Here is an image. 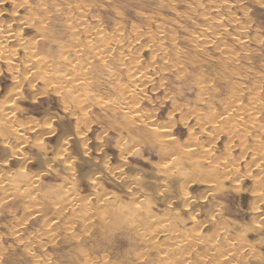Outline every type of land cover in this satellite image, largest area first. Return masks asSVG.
<instances>
[{"label":"bare ground","instance_id":"6f19581e","mask_svg":"<svg viewBox=\"0 0 264 264\" xmlns=\"http://www.w3.org/2000/svg\"><path fill=\"white\" fill-rule=\"evenodd\" d=\"M1 1H4V0H0V2ZM38 1H39V8L37 7V9L36 8L34 9L33 7H31L32 4H29V5L26 4L27 0L19 1L17 3L16 2L13 3L14 4L13 5L14 10L12 9L11 13L14 11V13H13L14 15L12 14V16H11L10 20H8L7 24L6 23L1 24L2 22L0 21V67H1V65H3V68L5 69L7 75L10 79V82H11V86L8 87V88H10L9 92H11V93L4 98V101L0 102V145L2 148L4 147V148L8 149L7 150L8 155H7V157L5 156V162L4 163H6L8 160L14 161L17 156H21V158H22V156H24V153L23 152L21 153V151H19L20 150L19 144L20 143L23 144V141L25 139L24 135H26V133H32L33 134L40 127L37 131L42 130V133L40 132L41 133L40 135L36 133V135H39V136L37 137L35 135L36 138H34V139H35V144L38 143L39 145L37 144V146H40L41 149L43 147H45L44 146L45 144L43 145V142H44L43 139H47V142L50 143L49 141L51 140V138L54 137L56 134H59V132H58L59 130L57 131V128L54 126L53 122H49L47 120L46 122L44 121L42 125H38V123H40V122L36 123L30 119L33 122L25 123V122H22L21 119L18 120V118H20V117H18V115H20L21 112H15V111H18V108L16 106V102H17L16 100L19 101L18 98L21 97L22 90H24L23 86L27 85L28 89L33 90V88H35V85L33 86L32 83H35L37 81L38 75H40V77H42V78H40L41 79L40 81L43 82L44 89L42 88L43 90L41 92H38L34 95L30 94L31 96H33V98H35L34 100H36L37 98L40 99L41 96L45 95L46 90H50L51 93L52 92L56 93V95H58V97H60L59 103H61L63 111H65L67 113V114H65V116L67 118H74L77 121L76 123H78V121H79L80 124H83L84 121H86L85 120L86 115H87L86 113H88L86 111H87V108L89 107V105L86 104V100H87L90 92H91V94H94V92L92 93V90L94 89V87H95V90H97L98 88L100 90V87H101V89L103 91H105L104 92L105 97H103L104 95H102L101 97L97 98L98 93L97 94L95 93L97 96L93 95V97L97 98V99L96 98L95 99L97 101L96 106H97L98 111H100V112L101 111H109V112H111L110 116L115 117V118H112V117L108 116V119H106V115L99 112V114L101 116H105L104 119H106V120L105 121L103 120V122H105L104 124L107 123L111 126V128L113 130H116L118 135H117L116 143H114V144H116V145H117V143L119 144L118 147L121 148L120 149L121 155L115 156L116 160H117L115 165H117V167H115V165L113 166V164L111 163L112 159H110V161H108L107 157L109 155L107 153L104 154V151L106 149L105 145H103V149L101 151H99L98 149H101L100 148L101 145H99V143H101V142H98L99 146L94 145L95 147H91L90 140H89L90 137L85 138L87 135H89V132H90L88 127H85L86 125H88L89 122L83 127V130L80 129V126L75 125V128H73L72 134L69 133V135L66 134V136H65L64 135L65 133H64L63 135H60V137L58 135L57 140L60 139V142L56 141V142H58L59 148L57 147L58 149L54 152L55 156H52L53 159L52 158L47 159V157H44L43 159H41V161L38 162L39 166L40 165L42 166L38 170H35V171H37L38 174L35 173L36 175H32L31 177H29L31 173H28V172L23 173L24 170L27 169V167H29V166L32 167L31 165L34 162L32 157H29L28 160L22 159L23 161L21 163H20V161H14L15 163H18V168L21 169L20 170L21 173H19L20 176L18 178L13 179V177H11V174L5 175V178H6V179L4 178L5 180L4 179L2 180V178L0 177L1 178L0 179L1 184L3 183V181H7L13 185L18 184V186H17L18 188L24 187L25 189L26 188L27 189H33L36 192H37V188H38V192L39 191L40 192H42V191L50 192V191H52L51 186H46L45 189L39 188V186H41V183L44 182L46 177H52L55 179L61 177L65 180L67 179V181L70 180L71 183L73 182V184L68 182V183H66V186H64L63 190H61L62 194L64 195L63 198L65 199L64 203L62 204V202H60L61 204H59V203L55 204V202H52L53 206H50V207L57 206V207H55V208H57L55 211H57L60 208H62V210L69 209L68 211L73 213V216H71V217L67 216L68 219L69 218H71L72 220H75V219L80 220L81 219L82 221H79V222H83L86 224L85 221L90 219V218H88V216H91V215L93 216V214L90 212V210L96 209V211H98L100 209L99 211H101V209H103V208H105V210L106 209L108 210L110 207V205H108V203H110L109 198H103L102 195L95 196V195L99 194L100 187H102L103 183L109 182L112 186H115V188H119L122 190V187L124 186L123 185L124 179L126 177H128V174L131 175V173H129V170L131 172L133 171L134 174L136 173V169L129 165V161L126 159L125 156L133 155V153L136 150L140 149L142 146H144V148H145L146 145L143 144L141 142L142 140H140V139H143V138H145V136H148V138L149 137L151 138L153 144H155L157 146V151L161 155V157H162L161 159H163V161H164V162L162 161L163 163L161 164V166H159L160 164H157V167H159L158 171L159 172H166V171H170V168L174 167L173 175L167 172L168 173L167 175H171V177H173L172 179H169L168 177L167 178L163 177L164 179L162 178L161 184L159 183L158 179H155L157 184L151 185V188L155 187L156 185H157V188L159 186H162V187H160V189L163 188L160 191L157 190L160 196H157L155 198V200H157L158 203L159 202L162 203V205H163V202H165L164 212L166 210L167 211L171 210L173 207H175V208H179V213H181L182 215H183V212L186 213L187 215H189L188 219L190 220V224H189L190 227H188V229L190 228L189 230L191 231V232H188L187 228H185V229L183 228L184 229L183 231L175 232L174 229L168 228L167 232H165L164 228H163V230H161V229L163 226L169 225L167 222V220L169 218L167 220H161V221L157 220L155 223V220L159 219V215L154 214V213L147 214L146 219L143 220L146 222L147 226L145 227V229L141 230V233L139 235V236H141V238H138V239H142L141 242L142 241L144 242L143 246L147 251H149V249H151L152 251H154L156 253L157 256L151 255L152 253L150 255H151V257L152 256L157 257V261H158L157 264H186L187 261L191 259L190 253L191 254L193 253L196 246H198V249L201 247V249L198 250V253H200L199 255L196 254L194 251V253H195L194 256L197 257V260L200 259L199 260L200 264H236L235 261L239 262L237 260H240L241 253H244L245 250L247 251V253L249 251L251 253H253L252 251H253V249H255V248H253L254 242L253 243H251V242L247 243L243 240L242 241L239 240L241 238H245L244 234H246L247 233L246 231L248 230V228H246L247 230L245 229V230L241 231V232H243L242 237H241V235H238V237L236 236V238H238V240L242 243L240 246H242L243 249L246 248L244 250V252L240 253V251L234 250L235 248L233 249L230 246V247L225 248V249H228V248L233 249V250L229 251V253L227 252L228 254H230V252H231L230 255H228L225 252V250H223L225 253L223 252L222 254H219L221 252L219 251L220 248H219L218 241H216L217 240L216 238L221 236L220 234H222V236L225 238L226 232H227L229 227L226 225L224 220L218 221V218H220V217H218L217 213L216 214L214 213L215 211L217 212V210L214 211V207L216 206V203H214L213 201H211L209 199H205L206 196L202 195L201 190L196 192L195 195L200 194V193L201 194L199 195L198 200L195 201L194 199L196 197L193 195H189V193L186 192V189H188V187H190V185H192V184H194V185H195V183L199 184V182L201 184L206 185L207 187L219 186V184L220 185L223 184L224 181H222V180H231V181L233 180V183H234L235 178L238 179V177L235 176L236 170L233 169V167L236 166V161L234 162L235 164H233V162L231 161L232 162L231 164L233 166H230L228 164H230V160H233V161L239 160L241 157H244L245 154L249 155L251 157L250 160H252V163L254 164V166L257 169L262 170L261 165L264 162V154L262 152L264 150L261 151V146L264 143V141H263L264 140L263 139L264 138V124L261 123L262 120H260V119H261V117L262 118L264 117V103H263V101L258 100V96H253V94H254L253 93L251 97L248 96L250 99L248 101H252L253 103H255V105H257L258 108L256 109L254 107L255 109H253V108L249 109V107H248V110H247L246 106H243L240 103L242 100V97L239 95V93H241L242 90L248 91L246 86L242 87V82L245 79H249V80L253 81L252 82V84H253L252 88L253 89L259 90V89H257L258 87L260 89H262V87H263V90H264V83L260 84V82L258 83V80H257V79H260V73L258 74V71L264 70V40H263V38H261V36L260 37L258 36V33H257L258 32V28H257L258 26L257 25L256 26L249 25L246 28V30H240L239 21L235 17H233V19L229 18L227 20L228 24L223 25L224 23L221 20H219V19H222V18H220V16H221L220 14L223 12H225V13L227 12V14H228L229 11H228V6H225L227 4H224V6L219 5L220 3H223L222 0H221L222 2H220L219 4L216 3L217 5L207 4L210 2H206L205 3L206 5H205L204 3L202 4V2L200 0H190L188 2L184 1V3H186V4H185V6H183L184 11H182V12H180V10H178L179 9L178 8V1L179 0H154L155 2H154L153 6L156 9H158L159 13H155L154 10H151L154 12L153 14L155 16L153 14L150 16H145L144 21L146 20L145 26H146L147 31L145 29L143 30L144 32L141 31L140 28L138 29V26H141V25L136 24L137 25V27H136V25H134V23H133V26L129 25V27L131 26L132 28H131L130 32L128 34H126L127 32L126 33L124 32V26L122 25V23H117L115 26L114 25L115 22H114L112 24L113 27L111 26L110 29H108V28L106 29L102 26V24H100L101 23L100 22L99 23L100 25H98V23H97V25L93 23L94 25H96V28H94V31L92 32L91 29L89 30L90 23H89V25L86 24L87 20H86V23H83L84 17L87 15L86 14L87 9H86V5H85L86 3L84 4L83 0H82V2L75 0V1H71V2L66 1V3H65V1L63 0L65 4H62L61 6L64 7V9L65 8L70 9L69 10L70 12L67 11L68 14L63 13V12L66 13V9L64 11L62 10L61 16H64V17L62 18V21H60V23L62 22V25L64 26V29L67 32V33H65V36L67 38V43L64 47L61 46V49H60L61 53L59 55L60 57L58 58V60L57 59L53 60V59L48 57L49 55L46 57L44 55H41L40 52L38 51L39 50L38 42L40 41L39 38L41 36L37 32H39L40 30H42L44 28V20H38V21L34 22V20H36L37 18L34 19L33 16L34 15L36 16V14H37L36 10H38V11L42 10L41 13L44 12L43 9L45 10L47 8V6H46V8H44V4L47 3V0H38ZM63 1H61V2L63 3ZM122 1L124 2L125 0H122ZM215 1H217V0H214V3H215ZM54 2H57V1L54 0ZM54 2L51 1L52 4ZM61 2H59V3L61 4ZM181 2H179V3H181ZM28 3H29V0H28ZM57 3H55V5ZM103 3H104L103 5L106 6L105 2H103ZM106 3H108V1H106ZM22 5H24V7L25 6L27 7V10H28L27 13H29L30 16L28 15L29 16L28 18L20 16L18 19H16L15 13L17 14V12L19 11V7ZM55 5H53V6H55ZM98 5H100V4H98ZM116 5H118V4H116ZM88 6H90V3ZM101 6H102V4H101ZM55 9H57V8L55 7ZM46 10H48V9H46ZM53 10H54V8H53ZM59 10H61V7ZM220 10H221L220 13L214 14V12L220 11ZM113 11H114V9H113ZM116 11H118V10H116ZM46 12L48 13V11H46ZM119 12L121 13V11H119ZM137 12H140V11L137 10ZM162 12H164L165 14L170 15V17H172L171 19L169 18V21H170V22L168 21L169 23L166 24L165 18H168V16L161 15V14H163ZM115 13H118V12H115ZM141 14H139V15H141ZM92 15H93V17L98 16L95 14H92ZM191 15H193V17ZM90 17L92 19V16H90ZM82 18H83V20H82ZM41 19H45V18H41ZM159 19H161V21H159ZM224 20H225V18H224ZM11 22H13V24H17L15 28H18V29H16V30L9 29V26H10L9 24H11ZM116 22H118V20ZM152 26L154 27V30H152ZM189 26H190V29L188 28ZM3 29H5V30H3ZM27 29H29V31H31V30L32 31L34 30V31H33V33H30L29 36H27L25 33ZM218 31L221 32V36L218 35L219 37L217 35L215 36V33H217ZM41 32H43V31H41ZM81 34H83L82 37L80 36ZM60 35H62V34H59V36ZM64 40H62L61 43ZM208 46H211V47H208ZM50 47H51V45H50ZM52 47H53V45H52ZM9 48L12 50H10L8 52ZM57 48L59 49L60 46ZM209 48H212L213 49L212 51L214 53L219 54L220 58L219 59L216 58V61L218 63V66L220 67L221 71H226V72L229 71L228 72L229 75L223 76L222 75L223 73H222L220 80L222 82L224 81L226 83V85H228V86L230 85L229 87H231V90L230 89L229 90L234 91V93H232V92L231 93H232V95L235 94V96L233 97L231 95L230 96L231 98L228 97L227 98L228 101H227V99H226V101L223 99V102L220 101L222 103L218 102V104L221 105L222 110L217 112V113L214 110L213 114H215V115H211V114L208 115L207 114L208 112L204 113V112L196 110V109H200L199 106H203V105L199 104L198 108H196V109L194 108V106L196 107V105L198 104V100L202 99L199 96L198 97L200 99L197 98V101H196L197 104L194 102L195 99L193 101L195 103L193 106L194 109L190 108V106H188L186 104L181 106L182 104H184V102H182V103L179 102L178 104L175 103V104H173L172 110L166 114L167 118H168L167 121H164L162 123H156L153 119L154 115H152L151 112H149V111H153V110L156 111L155 108L154 109L153 108L152 109H145L143 106V102L145 100L150 99L149 96L146 94V88L148 86L154 85V79L153 78L156 76V74H158V71L156 70L155 64L160 62V64L158 63L159 64L158 65L159 71L165 72V75L168 76L169 73L175 72L176 76L179 77L178 79H180L181 81H185L184 79L186 77V73H187V75H190V71L188 70V67L199 68L202 66L201 61H204V63H202V64H207V65L212 62V57L208 55L209 54L208 53ZM19 51L22 52V55H20ZM146 51L148 52V55H147L148 60L144 64L141 58H142L143 53ZM50 53H51V51H50ZM70 53L73 56L72 59H71ZM81 56L84 59L81 58ZM198 56H201V57L206 56V57H205V59L204 58L199 59ZM208 56H209V58H207ZM240 64L244 65V66H242L243 69H240V67H239ZM229 67H230V70L228 69ZM205 69H207V68H205ZM226 69H228V70H226ZM2 70L3 69L0 68V72ZM78 70H82V72L78 71ZM90 70H91V72L94 73V75L100 74V75H108V76H106V77L103 76V77H105V78H103V80L100 78L102 81L97 80L95 78V76L92 75V73L90 74ZM198 70L195 72V74L198 72ZM114 72H116V73L114 74ZM210 72H211V69H210ZM201 73H203V72H201ZM165 75H163V76H165ZM171 75L174 76V74H171ZM198 75H199V78H201V81L200 80L198 81L200 83L199 84L197 83L198 86H196V87H197L198 91L200 89L202 91L201 94H203V92L204 93L207 92L206 91L207 90L206 85L209 83L208 81L211 78L209 80L207 79L208 83H206V82H204L206 80H204V81L202 80V74L200 75V73H198ZM217 75H218V72H217ZM163 76L161 77V80H164ZM167 76H166V79H167ZM169 76H170V74H169ZM215 76H216V74H215ZM214 78L216 79V77H214ZM167 80H169V79H167ZM262 80H264L263 76H262ZM217 81L219 82V80H217ZM159 82L160 83H157V82L155 83L157 85H154L155 86L153 88L154 91L161 89V85H162L161 82L162 81H159ZM172 83L175 84V82H172ZM219 83H221V82H219ZM168 85H169V82H168ZM170 85H171V88H173V85L172 84H170ZM256 85H258V86L255 87ZM162 86H165V85H162ZM179 87H181V85ZM151 88H150V90H151ZM168 88H170V87L168 86ZM171 88H170V91H171ZM177 88H178V86H177ZM214 88H215L214 90L219 89V87H218V89H216L217 87H215V86H214ZM224 88L227 90V88L225 86H224ZM233 88H234V90H233ZM153 89H152V92H153ZM212 89H213V86H212ZM40 90H38V91H40ZM191 90H193V89H191ZM249 90H251V89H249ZM173 91H175V90H173ZM218 91H220V93H221V90H218ZM230 91H229V95H230ZM34 92H36V90H34ZM175 92H177V91H175ZM178 92H179V90H178ZM192 92H194V91H192ZM226 92L228 95V91H225V94H226ZM78 93L79 94L83 93L82 94L83 96L79 95ZM166 93H167V91H166ZM263 93H264V91H263ZM27 94H29V93H27ZM76 94H78L79 97L81 96V97L85 98L86 100L80 99L81 97L80 98L78 97L79 100H82V102H79V100H77V99L73 100V99H75V98H73L72 104L70 102H68L70 105H67L66 99L69 100L70 98H72L73 95H75L74 97H76ZM173 94H174V92H173ZM201 94H200V96H202ZM248 94L251 95V92L249 91ZM198 95H199V93H198ZM211 95H213V94H211ZM227 95H226V97H227ZM45 97H46V95H45ZM171 97H173V96H171ZM204 97L205 96H203V99H204ZM232 97H233V99H232ZM229 98L232 100H229ZM179 99H181V98H179ZM83 100H85V101L83 102ZM205 100H207V99H205ZM261 100H263V99H261ZM74 101H76V102L78 101V102L76 103ZM184 101L186 102L189 100L184 99ZM207 101H209V100H207ZM91 103L94 104V102H91ZM180 103H181V105H180ZM199 103H204V101L203 102L201 101ZM160 104H161V102H160ZM206 104H209V103H206ZM2 109H3V111H2ZM98 111H96V112H98ZM207 111H209V110L207 109ZM210 112L212 113V111H210ZM99 114H97V115H99ZM176 114H179V119L174 120L173 117ZM93 115H95V112ZM107 115H108V112H107ZM75 116H77V117H75ZM160 116H162V115H160ZM56 117H57V115H56ZM116 117H119L121 119V121H120V119L117 120ZM16 118H17V120H15ZM87 118H89V117H87ZM94 118H95V116H94ZM96 118H98V117H96ZM45 119H47V118H45ZM87 120H89V119H87ZM98 120L101 121V119L99 118L96 121V122H98V125H99L100 121H98ZM190 121H193V124L191 126H188ZM101 124L103 125V123H101ZM102 127H101V129L103 130ZM104 127H107L108 129H110V127L107 125H105ZM181 127L187 129V134H188V139H186L184 141V143H182L179 140L180 138H178V136L176 135V132L179 129H181ZM208 129L211 130V132ZM221 129H223L224 131H222ZM206 131L208 132L209 136L212 138L214 137L213 136L214 134L216 135L214 140L220 137L219 135L221 134V131L226 133L225 135H226L227 139H225V138L224 139H225V141L227 140L228 145H227V148H226L227 150H225L224 155H221L220 157H215V156L212 157L210 149L208 148L209 144H210L208 142V140H206L208 143H205L203 140H198V138L200 136L199 134H204ZM99 132H97V133H99ZM102 133L106 135L107 130H105ZM102 133H100V134L102 135ZM211 133H214V134H211ZM205 135H206V133H205ZM104 136H103V138H104ZM99 138L101 139V136ZM99 138L98 139L95 138V139L100 140ZM104 139H106V138H104ZM224 139H222V141ZM248 139H251V141H252L251 143H253L254 146H250V145H252L250 142H249L250 143V145H249ZM88 140H89V142H88ZM129 140L133 141V142L130 141L132 144L127 143ZM106 142H108V138H107ZM152 142L150 144H152ZM15 144L17 146H15ZM72 144H74L75 146H76V144H77V146L79 145V149L81 150L82 154L81 153L78 154L76 151L77 148L72 147V148H74L76 155H77L76 156L74 154L75 157L72 156L73 151L69 150V152H68V147ZM108 144H111V143L108 142ZM126 144L132 145L131 147H128V149H130L128 152L126 150L127 147H126V149L124 148L125 146H127ZM148 144H149V142H148ZM116 145H113V146L116 147ZM223 145H225V144L223 143L222 146ZM235 145H238V147L240 146V148H241L240 152L242 154L241 153H238V154H239V156H240V154L242 156L239 159L234 158L233 154L230 152L231 148H234ZM150 147H152V145H150ZM49 148L50 149H48V151L51 149H54L53 147H49ZM92 149L95 150V152L97 153L98 156L102 157L101 162H99L98 158L96 160L95 157H92V159H91L90 154H92L94 152L93 151L91 153ZM17 151H19V152H17ZM120 151H119V153H120ZM260 151H261L262 155H261ZM49 152H47V153H49ZM37 154H39V153H37ZM143 154L144 153L142 152L141 157H143ZM159 154H157L156 156H159ZM80 155H83V156H81L82 157L81 159H80ZM137 155H136V157H137ZM25 156H27V155H25ZM68 156H69V158H67L68 160H66V157H68ZM195 156H196V158L200 159L201 161L206 160L205 163H207V165H211V167H209V169L211 168L210 172L208 174L207 173L204 174L205 175L204 178L202 176L200 178L198 177V173H196V172L198 171L199 168H197L196 165L190 163L191 159H194ZM235 156H236V154H235ZM2 158H4V156ZM64 159H65V161H64ZM133 159H134V157H133ZM158 159L161 160L160 157ZM198 159H196V160H198ZM87 162H91L92 167L94 169V171L90 174H84V172L79 171L81 169V164L87 163ZM104 162L106 164H103ZM245 162H247V161H245ZM4 163L2 162L0 164V166L1 165L7 166L10 164V162L7 164H4ZM109 163H111V164H109ZM119 165L125 167L124 168L125 176L122 175L123 174L122 171L120 170V168H118V167H120ZM30 167H29V169L31 170L32 168H30ZM114 167H115V169H117V171L113 170ZM154 167H156V166H154ZM228 167H230L232 169L228 170ZM104 169H106V170H104ZM121 169H123V168H121ZM113 171H115V172H113ZM138 171H137V173H138ZM29 172H31V171H29ZM140 172H145V171L140 170ZM26 173H28L29 176H26ZM155 173H157V172H155ZM238 173H240V172H238ZM150 174H154V173H150ZM177 174H178V176H176ZM201 174L203 175V172ZM240 175L241 174H239L238 176H240ZM245 175H248V176L251 175V171H248V168H247V170H245V173L242 174L241 176L244 177ZM259 175L260 174L257 173L254 177L255 178L257 177L256 179L260 181L262 177ZM135 176H138V175H135ZM250 177H252V176H250ZM84 178L87 179V182L89 185L87 187V189H88L89 193L83 194V196H80L81 194H78V192L77 193L75 192V189L77 186L74 187V183L78 184L80 182V180H82ZM144 179L145 178H142V176L141 177L139 176V178L136 181L141 182L142 185L146 186L145 188L142 187L141 184H137L136 187L141 185V188L136 189V187L132 186V189H130L131 192H127V194L130 193V196H132L133 198H136V199H138L137 196L140 197L141 194L143 197L145 189L148 188L147 183L145 182ZM262 179L264 181V178H262ZM137 182H134V183L131 182L132 183L131 185L136 184ZM152 182H154L153 179H152ZM238 182L236 183V185L233 184V185H235L236 189H238V187H239ZM67 184H71V186H68ZM256 184H258V183H256ZM262 184H263V182H262ZM262 184H260V185H262ZM58 185H60V184H58ZM128 185L131 186L129 183H128ZM168 187H169V189H168ZM256 188L258 190V187H256ZM126 189H128V191H129V188L126 187ZM141 189H143V190H141ZM215 189L218 191L221 190V188L218 189V187H216ZM109 190H111V189H109ZM134 190L136 191V193L134 192ZM122 192L125 193V190L123 189ZM58 193H60V192H58ZM91 193H93L92 197L94 196V199L90 198ZM29 194H33V193H29ZM256 195L259 196L260 198H262V196L259 195L258 193ZM112 197H113V195H112ZM142 197H140L139 199H142ZM202 197H205L204 198L205 200ZM259 197H257V198H259ZM28 198H29V196H28ZM145 198H147V197H145ZM115 199H116V197L112 201L113 202L119 201L118 199H117L118 201H116ZM200 199H203V201ZM213 199H215V198H213ZM42 200H45V199H42ZM145 201L147 202V200H145ZM194 201L198 204L197 205H191V203ZM251 201H253V200H251ZM27 202L30 203L29 205H32L33 204L32 198L31 199L29 198L27 200ZM45 202H48V201H45ZM253 202H255V201H253ZM135 203H131L130 205L135 204L134 206H138L137 200ZM25 204H27V203H25ZM49 204L50 203H48V205ZM117 204H119V202ZM129 204L127 206L126 203L120 202L119 206H116L117 208H115V209L116 210L118 209L119 212H116L115 215L113 216L114 221H119L122 217H127L130 219H135V221H133V223H135V225H136V223H138L140 220H142L141 219L142 215H140L141 213L140 214L138 213V209L135 207L129 208L130 207ZM33 205H35V204H33ZM122 205H125V206H122ZM142 205H145V204H142ZM254 205H255L254 210L252 208V210L254 211L253 214L258 213L257 212L258 208L256 209V204H254ZM44 206H45V203H44ZM209 207L211 209H208ZM31 208L32 207H30V210H32ZM180 209H183V210H181L182 212H180ZM26 210H28V209H25V211ZM37 210H38V208L36 209V211ZM62 210H61V212H62ZM259 211H260V208H259ZM200 212H202V213L203 212L204 213L205 212H207V213L211 212L210 214H208V216H210V218L208 219V222L206 223V225H204L203 222H202L203 224L200 223V225H199L200 220L198 219L199 217H197V215ZM212 212L214 214H212ZM26 213H27V211H26ZM44 213H46V212H44ZM57 213H58V211H57ZM71 213L70 214L68 213V215L69 216L72 215ZM96 214H97V212H96ZM175 214H178V210L176 211ZM56 215L57 214L55 213V216ZM205 215L207 216V214H205ZM261 215H263V214H261ZM261 215H258V216L261 217ZM53 216H54V214H53ZM55 216L53 218H55ZM164 216L166 217V215H164ZM57 217H58V215H57ZM51 218H52V216H51ZM46 219L48 220V218H46ZM162 219H164V218H162ZM174 219H176V218H174ZM184 220H187V219H184ZM171 221H172V219H171ZM151 222H153L154 227L151 224ZM185 222L186 221H184L183 223L185 224ZM72 223L73 222H71V224ZM148 223L151 224V228L153 227L152 230L150 229L151 231H146L147 229L149 230ZM52 224H54V223H52ZM85 224H84V226H86ZM234 224H232V225L234 226ZM257 224H259V223L257 222ZM42 225H40V226H42ZM87 225H89V224H87ZM156 225L158 228L160 227L161 229L160 228L158 229L156 227ZM208 225L211 226L210 227L211 232L214 233V235H212V237H211V234L209 237H211V238L215 237L211 240H206L204 238V236L201 235V231H200V228L202 229L204 227H207ZM72 226H73V224H72ZM133 226H131L132 227L131 230H134ZM235 226H236V224H235ZM139 227H137V228H139ZM167 227H169V226H167ZM261 229H263V228H261ZM46 230H47V228H46ZM50 231L47 230L45 232L47 234ZM238 231H237V233H240V230H238ZM249 231H250V229H249ZM234 232H235V229H234ZM255 232H256V230H255ZM162 234H163V236H162ZM159 236L163 237L164 240H166V238H167L168 242H174V243L172 245H170V247H168L166 242H164L162 240L163 243H165L164 249H163V246L160 245L161 243L159 244V242H158V240H160V242H161V239H159ZM135 238H136V236H135ZM224 238H223V241L226 240ZM176 239H177V241L180 239L179 240V241H181L180 244H178ZM204 239L206 241H204ZM219 239H221V238L219 237ZM231 241H234V240L231 239ZM135 242H137V240ZM138 242H140V241H138ZM47 243H50V242H47ZM221 243L223 244V242H221ZM229 243H228V245H230ZM44 244H46V243H44ZM251 244H252V246H251ZM168 245H169V243H168ZM166 246H167V249H165ZM186 246H187V248H184ZM140 249H142V247ZM26 250H28V249H26ZM82 251L84 252L85 250H82ZM254 252H256V251L254 250ZM85 253H83V254L85 255ZM138 253L141 254L140 252H138ZM251 253H249V255H251ZM144 254H145V252H144ZM255 254H257V252ZM79 255H81V254H79ZM146 256L147 255H145V257ZM140 258H141V256H140ZM193 258L194 257H192V259ZM247 258H246V260H247ZM85 259L90 260L91 258L87 257ZM93 259H94V257H93ZM84 262H86V260H84ZM88 262H90V261H88ZM88 262H87V264H88ZM188 263H189V261H188ZM32 264H48V261L40 260L38 258H33ZM190 264H191V262H190ZM237 264H239V263H237ZM260 264H262V263H260Z\"/></svg>","mask_w":264,"mask_h":264},{"label":"rangeland","instance_id":"374dc122","mask_svg":"<svg viewBox=\"0 0 264 264\" xmlns=\"http://www.w3.org/2000/svg\"><path fill=\"white\" fill-rule=\"evenodd\" d=\"M19 1H24V0H4V1L0 2V21L2 22L1 24H4V23L7 24L8 23V20H10L12 14L14 13V11L11 13L12 9L14 10V7H13L14 4L13 3H15V2L17 3ZM51 1L54 2V0H47V3H46L47 5L44 4V8H46V6H47L46 9H48V10H46V9L45 10L48 11V13L44 9H43V11H44L43 13H41L42 10L41 11L36 10L37 14H36V16L34 15L33 18L34 19L37 18L36 20H34V22L38 21V20H44V28L42 30H40L39 32H37L41 36L39 38L40 41L38 42V48H39L38 51L40 52L41 55H44L46 57L49 55L48 56L49 58H51L53 60H55V59L58 60V58L60 57L59 55L61 53V51H60L61 46L64 47L66 45V43H67V38L65 36V33H67V32L64 29V26L62 25V22L60 23V21H62V18L64 17V16H61L62 15L61 12H62V10L64 11L66 9V13L65 12H63V13L64 14H68L67 11L70 10L69 8H65L64 9V7H62L61 5L65 4L66 1L67 2L68 1L71 2V1H75V0H64L65 3H64L63 0H55L58 3L63 1V3L61 2V4L60 3L58 4L57 2H54L52 4ZM78 1L82 2V0H78ZM106 1H108V3H106ZM181 1L180 0L178 1V8H179L178 10H180V12L184 11L183 6H185V4H186V3H184V1L188 2L190 0H183L182 2ZM200 1L202 2V4L203 3L205 4L206 2H210V3H207V4H214V5H217V4H219L220 2L223 1V3H220L219 5L224 6V4H227L225 6H228V11H229L228 12L229 15L227 14V12L226 13L223 12V13L220 14L221 15L220 18H222V19H219V20H221L224 23V24L222 23L223 25H225V24L227 25L228 24L227 20L229 18L233 19V17L238 19L240 30H246V28L249 25H253V26L257 25L258 26L257 27L258 28V32H257L258 36L259 37L261 36V38H263V40H264V3H263L264 0H259V1L258 0H256V1L255 0H234V1L233 0H222V1L221 0H217V1H215V3H214V0H212V1L211 0L210 1L209 0H200ZM103 2H105L106 6L103 5L104 4ZM154 2H155L154 0H125L124 2L122 0H112V1L111 0H86V1L83 0V3L84 4L86 3L85 5H86V9H87V11H86L87 15L84 17V20H83V18H82V20L84 21L83 23H86V20H87L86 24H88V25L90 23L89 30L91 29L92 32L94 31V28H96L97 23H98V25L102 24V26L104 28H106V29L107 28L110 29L111 26L113 27L112 24L114 22H115V24H114L115 26H116L117 23H122V25L124 26V32L125 33L127 32L126 34H128L130 32V30L132 28L131 26H133V23H134V25H136V24L141 25V26H138V29L140 28L141 31H143L144 29L147 31L146 26H145L146 20L144 21L145 16L152 15L154 12L151 11V10H154L155 13H159L158 9H156L153 6ZM179 2H181V3H179ZM55 3H57L58 5L57 4L55 5ZM89 3H90V6H88ZM26 4H28V5L32 4L31 7H33L34 9L35 8L37 9V7L39 8V1L38 0H29V3H28V0H27ZM98 4H100V5H98ZM101 4H102V6H101ZM116 4H118V5H116ZM53 5H55V6H53ZM59 6L61 7V10H59L60 9ZM55 7L57 9H55ZM53 8H54V10H53ZM113 9H114V11H113ZM116 10H118V11H116ZM137 10L140 11V12H137ZM27 11L28 10H27L26 6L25 7H24V5L20 6L19 7V11L17 12V14L15 13L16 19H18L20 16L28 18L30 15H29V13H27ZM119 11H121L122 14ZM115 12H118L119 14L115 13ZM220 12H221V10L214 12V14H217V13H220ZM58 13L59 14L61 13V14L59 15ZM162 13L163 14H161V15L168 16V18H165V20H166V24L169 23L170 22L169 18L171 19L172 17H170V15L165 14L164 12H162ZM92 14H95V15H98V16L94 15L95 17H93ZM139 14H141V15H139ZM89 15L92 16V19H91V17ZM191 16L193 17V15H191ZM41 18H45V19H41ZM224 18H225V20H224ZM117 20H118V22H116ZM159 21H161V19H159ZM93 23L96 24V25H94ZM9 25H10L9 29H11V30L18 29V28H15L17 24H13V22H11V24H9ZM129 25H131V26L129 27ZM136 27H137V25H136ZM188 28L190 29V26ZM3 30H5V29H3ZM152 30H154L153 26H152ZM33 31L32 30L29 31V29H27L25 33H26L27 36H29L30 33H33ZM41 31H43V32H41ZM219 32L220 31L215 33V36L216 35L217 36L218 35L221 36V32L220 33ZM59 34H62V35L59 36ZM80 36L82 37L83 34H81ZM62 40H64L65 42L63 41L61 43ZM50 45H51V47H50ZM52 45H53V47H52ZM59 46H60V48L58 49L57 47H59ZM208 47H211V46H208ZM10 50H12V49L9 48L8 52ZM49 50L51 51V53H50ZM212 50H213L212 48H209V51H208V53H209L208 55L212 57V62L207 65V64H202V63H204V61H201L202 62L201 63L202 66L201 67L202 68L201 67H199V68H190V67H188V70L190 71V75H187V73H186V77L184 79L185 81H181L180 79H178L179 77L176 76L175 72L169 73L170 76L168 74V76H169L168 77L167 75H165V72L159 71V66L158 65L160 64V62H158L159 64L158 63L155 64L156 65L155 67H156V70L158 71V74H156V76L153 78L154 79V85H157V84H155L156 82L160 83L159 81H162L161 82L162 85H165V86L161 85V89L155 90L156 92L153 89L155 87L154 85L148 86L146 88V94L149 96L150 99L149 100H145L143 102V106H144L145 109H152V108L154 109L155 108L156 111L153 110V111H149V112H151V114L154 115L153 119H154V121L156 123H162L164 121H167L168 118H167L166 114L169 111L172 110L173 104H175V103L178 104L179 102H181V103L184 102V104L181 105V103H180V105L183 106V105L186 104V105L190 106V108H193L194 104L197 101V98L198 99L202 98V99L198 100V104L196 103L197 105H196V107L194 106V108L195 109L198 108L199 104L203 105V106H199L200 109H196L198 111H201V112H204V113L208 112L207 113L208 115H210V114L211 115H215V114H213L214 110H215L216 113L222 110V107H221V105L218 104V102L222 103L223 99L226 101V99L228 97H230L232 95V93H234V91H230L231 90V87H229L230 85L228 86V85H226V83L224 81H223L224 82L223 83L220 80L221 74L223 73L222 74L223 76L224 75H229V73H228L229 71H227V72L226 71H221V69L218 66V63L216 61V58L217 59L220 58L219 54L214 53ZM19 53H20V55H22L21 51H19ZM70 55H71V59H72L73 56H72L71 53H70ZM147 55H148L147 51L144 52L143 55H142L141 59H142L144 64L148 60ZM209 56L207 58H209ZM205 57L206 56H203V57L198 56L199 59H202V58L205 59ZM81 58H83V57L81 56ZM242 66H244V65L240 64V66H239L240 69H243ZM0 68L3 69L0 72V102H1V101H4V98L11 93V92H9L10 88H8L9 86H11V82H10V79H9L5 69L3 68V65H1ZM205 68H207V69H205ZM210 69H211V72H210ZM228 69L230 70V67ZM228 69H226V70H228ZM197 70H198V72L195 74V72ZM78 71L82 72V70H78ZM263 71H261V70L258 71V74L260 73V79H257V80H258V83L260 82V84L264 83V80H262V76L264 77V72ZM201 72H203V73H201ZM217 72H218L219 76L217 75ZM91 73H92L93 76H95V78L97 80H101V79L103 80V78L108 76V75H100V74H97V75L95 74L94 75V73L91 72V70H90V74ZM115 73L116 72H114V74ZM198 73H200V75L202 74V80L203 81L206 80L204 82H206V83L209 82L206 85V88H207L206 91L207 92H205V93L203 92L204 95L201 94L202 91L200 89L198 91V89L196 87V86H198L197 83L198 84L200 83L198 81L199 80L201 81V78H199ZM171 74H174V76H172ZM215 74H216V76H215ZM163 75H165V76H163ZM103 76H105V77H103ZM162 76H163L164 80H161ZM166 76H167V79H169V80L166 79ZM214 77H216V79L219 80V82H221V83H219ZM37 78H38L37 81L35 83H32L33 86L35 85V88H33V90H31V89L27 88V85H24L23 86L24 90H22V93H21L22 95H21L20 98H18L19 101L16 100L17 101L16 102V106L18 108V111H15V112H21V114H20L21 116L18 115V117H20V118H18V120L21 119L22 122H25V123L33 122V121L36 122V123L40 122V123H38V125H42L44 121L46 122L48 120L49 122H53L54 126L57 128V131L59 130L58 131L59 134H56L54 137H52L51 140L49 141L50 143L47 142V139H43L44 140L43 145L45 144L44 145L45 147H43L44 149L43 148L41 149L40 146H37L38 143L35 144V139H34V138H36L35 137L36 133L39 134V135L42 133V130L41 131H37L40 127L35 131V133H33V134L32 133H26V135H24L25 139L23 141V144L20 143L21 144V145L19 144L20 150L18 149L19 151H21V153L22 152L24 153V156H22V158H21V156H17L20 160L16 157L14 161H20V163H21L23 160H28L29 157H32L34 162L31 165L32 167L29 166L32 169L30 170L29 167H27V169L24 170L23 173H25V172L31 173L30 176L28 175V173H26V176H29V177H31L32 175L38 174L37 171H35V170H38L39 168L42 167L41 165L39 166L38 162L41 161V159H43L44 157H47V159L48 158H52L53 159L52 156H55L54 152L59 148L58 142H56V141L60 142V139L57 140L58 135L60 137V135H63L64 133H65L64 134L65 136H66V134L69 135V133L72 134L73 128H75V125L76 126H80V129L83 130V127L88 122H89L88 125H86L85 127H88L90 132H89V135H87L85 138H89L90 137L89 140H90L91 147H95L96 145L97 146L101 145V147H100L101 149H98L99 151H101L103 149V145H105L106 149L104 151V154L107 153L109 155L107 157L108 161H110V159H112L111 163L114 166L115 163L117 162L115 156H120L121 155V151H120L121 148L118 147L119 144L118 143H117V145L114 144V143H116V139H117V135L118 134H117L116 130H113L109 124H107V123L104 124L105 122H103V120L105 121L106 119H108V116L112 117V118H115V117L110 116L111 112H109V111H101V112L98 111L97 106H96V102H97L96 99L98 97H101L102 95H104L103 97H105V93H104L105 91H103L101 89V87H100V90H99V88L97 90H95V87H94V89L92 90V93L94 92V94H91V92H90L87 100L85 98L81 97V96H83L82 95L83 93H81V94L78 93L79 95H81L80 96L81 98L79 97L78 94H76V97H74L75 95H73L72 98H70V99L68 98L69 100L66 99V101H67L66 104L67 105H70L68 102H70L72 104V102H73L72 99L73 98H75L73 100H76V99L79 100L78 97L80 99H85L86 100V104L89 105V107H88L89 109L87 108V111H86V112H88V113H86L87 114L86 118H85L86 121H84V123L85 122L86 123L85 124L84 123L80 124L79 121H78V123H76L77 121L74 118H67L65 116V114H67V113L65 111H63L62 105H61V103H59L60 102V100H59L60 97H58V95H56V93H54V92L51 93L50 90H46V94H45L46 97H45V95H43V96L40 97V99H38L36 97L37 99L34 100L35 98H33V96H31V95H34V94H36L38 92H41L44 89V84H43V82L40 81L41 80L40 78H42V77H40V75H38ZM207 79L208 80L210 79V80L207 82ZM168 82H169V85H168ZM172 82H175L176 85L174 83H172ZM252 82L253 81H251L249 79L243 80L242 87L246 86L248 91L245 90L246 91L245 92L244 90H242V92L239 93V95L242 97V100H241L240 103L243 106H246L247 110H248V107H249V109L250 108H253V109L256 108L257 109L258 108V106L255 105V103H253L252 101H248V100H250L249 97H251L253 93L255 94V95L253 94V96H258V100L259 101H263V103H264V93H263L264 90H263V87H262V89H260L258 87L257 89H259V90H255V89L252 88V86H253ZM170 84H172V85L174 84L173 88H171ZM180 85H181V87H179ZM168 86L171 88L172 92L170 91V88H168ZM177 86H178V88H177ZM212 86H213V89H212ZM214 86L217 87L216 89H218V87H219L218 90H221V93L218 90H214L215 89ZM224 86L227 88V90L224 88ZM257 86L258 85H256L255 87H257ZM150 88H151V90H150ZM152 89H153V92H152ZM191 89H193V90H191ZM249 89H251V90H249ZM34 90H36V92H34ZM38 90H40V91H38ZM173 90H175L177 92L179 90V92L177 93V92H175ZM224 90L228 91V95H229V91H230V95L228 96L227 92L225 94ZM233 90H234V88H233ZM166 91H167V93H166ZM192 91H194V92H192ZM249 91L251 92V95L248 94ZM173 92H174V94H173ZM27 93H29V94H27ZM95 93L96 94L98 93L97 94L98 96ZM198 93H199V95H198ZM200 94L202 96H200ZM211 94H213V95H211ZM93 95L97 96V98L95 97L96 98L95 99L93 97ZM226 95H227V97H226ZM171 96H173V97H171ZM203 96H205L206 98L204 97V99H203ZM232 96L234 97L235 94L232 95ZM233 97H232V99H233ZM179 98H181V99H179ZM230 98H229V100H232ZM184 99L185 100H189V101L185 102ZM194 99H195V101H194ZM205 99H207L209 101H207ZM261 99H263V100H261ZM85 100H83V102ZM201 101L202 102L204 101V103H199ZM220 101H222V102H220ZM227 101H228V99H227ZM74 102H76V101H74ZM79 102H82V100H79ZM91 102H94V104H92ZM160 102H161V104H160ZM206 103H209V104H206ZM207 109L209 111H207ZM2 111H3V109H2ZM96 111H98V112H96ZM210 111H212V113ZM94 112H95V115H93ZM99 112L103 113L104 115H106V119H104L105 116H101L99 114ZM107 112H108V115H107ZM97 114H99V115H97ZM159 114L162 115V116H160ZM56 115H57V117H56ZM94 116H95V118H94ZM75 117H77V116H75ZM87 117H89V118H87ZM96 117H98V118H96ZM45 118H47V119H45ZM99 118L101 119V121L98 120V121H100V123L98 125V122H96V121ZM30 119L33 120V121H31ZM87 119H89V120H87ZM116 119L118 120L120 118L116 117ZM173 119L174 120L175 119H179V114L174 115ZM15 120H17V118ZM260 120H262L261 123L264 124V117L263 118L261 117ZM120 121H121V119H120ZM101 123H103L104 126L105 125L109 126L110 129H108L107 127H104ZM192 124H193V121H190L188 126H191ZM101 127L103 128V130L101 129ZM105 130H107L106 135L102 133ZM221 130L224 131L223 129H221ZM207 131L205 132L206 135H205V133L204 134H199L200 136L198 135L199 136L198 140H203L205 143H208V142L210 143L208 148L210 149L212 157H214V156L215 157H220L221 155H224L225 154V150H227L226 148H227V145H228L227 140L225 141V139H227V137L225 135L226 133L221 131V134L219 135L220 137L214 140L216 135L214 133H211V134H214L213 135L214 137L212 138V137L209 136ZM209 131L211 132V130H209ZM97 132H99V133H97ZM100 133H102V135ZM39 135H36V136L38 137ZM176 135L178 136V138H180L179 140L182 143H184V141L186 139H188L187 129H185V128L181 127V129H179L176 132ZM100 136H101V139L99 138ZM103 136L106 139H104ZM95 138H97V139L99 138L100 140H97ZM107 138H108V142H110L111 144H108V142H106ZM222 139H224V140L222 141ZM89 140H88V142H89ZM140 140H142L141 142L146 145L145 148H144V146H142L140 149L136 150L137 152L135 151L133 153V155L125 156L126 159L129 161V165L136 169V173L135 174L133 173V171L131 172L129 170V173H131V175L128 174V177H126L124 179V181H123V183H124L123 185L124 186L122 187V190L124 189L125 193H123L121 189L115 188V186H112L109 182L103 183L102 187H100L99 194H97L95 196L102 195L103 198H109L110 199V201H109L110 203H108V205H110V207H109L108 210L107 209L105 210V208L101 209V211H99L100 209L98 211H96V209L95 210L94 209L90 210V212L93 214V216L92 215L88 216V218H90V219L85 221L86 224L83 223V222H79V221H82L81 219L80 220L77 219L78 220L77 221L76 219L72 220L71 218H69L70 219L69 220L68 217L73 216V213L68 211L69 209L62 210V208H60V209L57 210L58 211V213H57V211H55L57 209L55 207H57V206L50 207V206H53L52 202H55V204H57V203L61 204L60 202H62V204L64 203L65 199L63 198L64 195L62 194L61 190H63L64 186H66V183H68V182L71 183L70 180L67 181V179L65 180V179H63L61 177L56 178V179L52 178V177H46L44 182L41 183V186H39V188L45 189L46 186H51V190L53 192L52 191H50V192H47V191L46 192L45 191L40 192L39 191L38 192V188H37V192L34 191L33 189H27V188L25 189L24 187H21V188L19 187L20 188L19 189L17 187L18 184L17 185H13V184H11V183H9L7 181H3V183L1 184V181H0V190H1L0 191V264H32V259L33 258H38L40 260L48 261V264H87L88 261H90V262H88V264H157L158 263L157 257H154V256H157L156 253L154 251H152L151 249H149V248H148L149 251H147L144 248V246H143L144 242L143 241L141 242L142 239H138V238H141V236H139L140 233H141V230L145 229V227L147 226L146 222L143 221L144 219H146V215L150 214V213H154V214L159 215V219H156L155 223H156L157 220L161 221V220H167L169 218L167 220L169 225L163 226L162 229L159 227L161 230H163V228H164L165 232H167L168 228L174 229L175 232L183 231L185 228L188 229V227H190L189 226L190 220L188 219L189 215H187L186 213L183 212V215L181 213H179V208L173 207L171 209L172 211L171 210H168V211L166 210L165 211L167 213L166 214L164 212V209H165V205L164 204H165V202H163V205H162V203H160V202L158 203V201L155 200V198L157 196H160L158 191H160L163 188L160 189V187H162V186H159L157 188V185L155 187L151 188V185L152 184H157L155 179H158L160 184L162 183L161 181H162L163 177H166V178L168 177L169 179H172L173 177H171V175H167V174L170 173V174L173 175L174 167L170 168V171L159 172L158 171L159 167H157V164H160L159 166H161V164L164 161H163V159H161L162 157L157 151V146L155 144H153L151 138L150 137L148 138V136H145V138L140 139ZM206 140H208V142ZM130 141L131 140H129L127 143L133 142V141H131V142ZM147 141L149 142V144H148ZM98 142H101V143H99V145H98ZM151 142H152V144H150ZM249 142L250 143L252 142L251 139H248V143ZM223 143L225 145L222 146ZM250 143H249V145H250ZM16 144H15V146L18 145V144L17 145ZM251 144L252 145H250V146H254L253 143H251ZM113 145H116L117 148L115 146H113ZM150 145H152V147H150ZM131 146L132 145L128 144L124 148L126 149V147H127L126 150L128 152L130 150V149H128V147H131ZM49 147H53L54 149H51L52 151L49 150L50 151L49 152L48 151V149H50ZM72 147H74V148L76 147L77 148L76 151H77L78 154L81 153V150L79 149V145L77 146V144H76V146H75L74 144H72V145H70L68 147V152H69V150L73 151L72 156L75 157V155H76V152H75L74 148H72ZM237 147H238V145H235L234 148H231L230 152L233 154L234 158H236V159L238 158L239 159L242 156L241 155L242 153L240 152L241 151L240 146L238 147L239 149ZM7 150L8 149H6L4 147L2 148L1 145H0V164L2 162L3 163L5 162V156L7 157V155H8V151ZM263 150H264V143L261 146V151H263ZM19 151H17V152H19ZM119 151H120V153H119ZM261 151H260V153H261ZM47 152H49V153H47ZM140 152L144 153L143 157H141L142 155H141ZM37 153H39V154H37ZM91 153H92V154H90L91 155V159H92V157H95L96 160H97V158L99 159V162L102 161V159H101L102 157L98 156L94 149H92ZM238 153H241L240 156H239ZM262 153L264 154V151ZM262 153H261V155H262ZM157 154H159V156H156ZM235 154H236V156H235ZM25 155H27V156H25ZM136 155H137V157H136ZM3 156H4V158H2ZM81 156H83V155H80V159L82 158ZM132 156L134 157V159H133ZM159 157H160L161 160L158 159ZM67 158H69V156L66 157V160H68ZM195 158H196V156H195ZM195 158L191 159L190 163L196 165L197 168H199L198 171L196 172V173H198V177L200 178L202 176L204 178V176H205L204 174H206V173L208 174L210 172L211 168L209 169V167H211V165H207V163H205L206 160L201 161L200 159L196 158V159H198V160H196ZM250 159H251V157L249 155L245 154V156L241 157L239 160H234V161L230 160V164H228L230 166H233L231 163L233 162V164H235L234 162L236 161V166H234L233 169L236 170L235 176L238 177V179L235 178L234 183H233V180L232 181L231 180H222V181H224L223 184H221V185L219 184V186H209L210 187L209 188L206 185L201 184L199 182V184L198 183H195V185L192 184V185H190V187H188V189H186V192L189 193V195H193V196L196 197L194 199L195 201L198 200L199 195L201 194L200 193V194L195 195L196 192L201 190L202 195L206 196V198L202 197L203 199L204 198L205 199H209V200L213 201L214 203H216V206L214 207V211L217 210V212L216 211L215 212L213 211V212L215 214L217 213L218 217H220V218L217 217L218 221L219 220L220 221L224 220L226 225L229 227L228 228L229 231L227 230L225 238L222 236V234H220L221 236H219L222 240L219 239V237L216 238L217 239L216 241H218L219 248H220L219 251L221 252V253L218 252L219 254H222L224 252L223 250H225L226 253L227 252L229 253V251L233 250L234 248H235L234 250H238V251H240V253L244 252V250L246 248L243 249L242 246H240L242 243L239 240H241V241L243 240V241H245L247 243H250V242L253 243L254 242L253 243V248H255V249H253V251H252L253 253H251L250 251L247 253V251L245 250L244 253H241L240 260H237L239 262L235 261L236 264L237 263H239V264H260V263L264 264V227H263L264 226V181L262 179V178H264V162L261 165L262 166V170H261V169H257L254 166V164L252 163V160H250ZM8 161L10 162L9 165H7V166H2L1 165L0 166V177L2 178V180L5 178V175H9V174H11V177H13V179L14 178H18L20 176L19 173H21V171H20L21 169L18 168V163H15L14 161H10V160H8ZM8 161L6 163H4V164L9 163ZM64 161H65V159H64ZM245 161H247V162H245ZM91 162H87V163L81 164V169L80 170L78 169V170L81 171V172H84V174L92 173L94 171V169L92 167V163ZM111 163H109V164H111ZM103 164H106V163L104 162ZM154 166H156V167H154ZM115 167H117V165H115ZM115 167H114L113 170L117 171V169H115ZM118 168H120V170L122 171V173H123L122 175L125 176V174H124L125 173L124 172V168L125 167L124 166H120ZM121 168H123V169H121ZM247 168H248V171H251V175L250 176H252V177H250L248 175H245L244 177L241 176L242 174L245 173V170H247ZM229 169L231 170L232 168L228 167V170ZM28 170L31 171V172H29ZM104 170H106V169H104ZM140 170L145 171V172H140ZM115 171H113V172H115ZM137 171H138V173H137ZM155 172H157V173H155ZM202 172H203V175L201 174ZM238 172H240V173H238ZM150 173H154V174H150ZM257 173L260 174L259 176L262 177L260 181L256 179L257 177L256 178L254 177ZM239 174H241V175L238 176ZM135 175H138V176H135ZM139 176L140 177L142 176V178H145L144 180H145V182L147 183V186H148V188H146L145 191H144V195H143L144 198L142 197V194L141 195L139 194L140 197H142V199H139L140 197L137 196V195L136 196H137L138 199L133 198L132 196H130V193L127 194V192H131L130 189H132V186L136 187L137 184H141V182H137L136 181L139 178ZM176 176H178V174ZM152 179H153L154 182H152ZM131 182L132 183L137 182V183L131 185L132 184ZM237 182L239 183L238 189H236V187H235ZM262 182H263V184H262ZM128 183L131 186H129ZM256 183H258V184H256ZM58 184H60V185H58ZM71 184H73V182ZM71 184H67V185L71 186ZM233 184H235V185H233ZM260 184H262V185H260ZM141 185L136 187V189H140ZM75 186H77L76 189H75V192L76 193L78 192V194H81L80 196H83V194L89 193V191L87 189V187L89 185H88V182H87L86 178L80 180V182L78 184L74 183V187ZM126 187L129 188V191H128V189H126ZM142 187L145 188L146 186L142 185ZM216 187H218V189L221 188V190L220 191L216 190L215 189ZM256 187H258V190H257ZM109 189H111L112 191L109 190ZM168 189H169V187H168ZM141 190H143V189H141ZM58 192H60V193H58ZM134 192L136 193L135 190H134ZM29 193H33V194H29ZM257 193L259 195H261L262 198L257 196L256 195ZM92 194L93 193H91L90 198L94 199V196L92 197ZM112 195H113V197H112ZM28 196H29L30 199L32 198L33 204H35V205H33V204L29 205L30 203L27 202V200L29 199ZM115 197H116V199H115L116 201L119 200L118 201L119 204H120V202H124V203L127 204V206H128V204L130 202L131 203H135L136 200H137L138 206H134L136 203L134 205H130L131 204L130 203L129 204V206H130L129 208H134V207L137 208L138 209V213L139 214L141 213L140 215H142V218H141L142 220H140L138 223H136V225H135V223H133V221H135V219H130V218H127V217H122L119 221H114L113 220V216L115 215L116 212H119L118 209L117 210L115 209V208H117L116 206H119V204H117L118 202H115V201L113 202L112 201ZM145 197H147V198H145ZM257 197H259V198H257ZM213 198H215V199H213ZM42 199H45V200H42ZM203 199H200V200L203 201ZM145 200H147V202ZM251 200L255 201L256 203L251 201ZM45 201H48V202H45ZM195 201L192 202L191 205H197L198 203H196ZM25 203H27V204H25ZM44 203H45V206H44ZM48 203H50V204L48 205ZM142 204H145V205H142ZM254 204H256V209L258 208L257 209L258 213H255L256 215L253 214V212H254L253 210L255 208ZM122 206H125V205H122ZM30 207H32L31 208L32 210H30ZM37 208H38V210L36 211ZM252 208H253V210H252ZM259 208H260V211H259ZM25 209H28V210H26L27 213H26ZM208 209H211V208L209 207ZM61 210H62V212H61ZM177 210H178V214H175ZM181 210H183V209H180V212H182ZM44 212H46V213H44ZM96 212H97V214H96ZM213 212H212V214H214ZM55 213L58 215V217H57V215L55 216ZM68 213L69 214L71 213L72 215L69 216ZM200 213H198V215H197V217H199L198 219L200 220V221L198 220L199 221V225L202 222L204 223V225H206V223L208 222V219L210 218V216H208V214H210L211 212H208V213L207 212H205V213L204 212L203 213L200 212ZM53 214H54L55 218H53L54 217ZM205 214H207L208 217ZM261 214H263V215H261ZM164 215H166V217ZM258 215H261V217L258 216ZM51 216H52V218H51ZM46 218H48V220ZM162 218H164V219H162ZM170 218L172 219V221H171ZM174 218H176V219H174ZM184 219H187V220H184ZM183 220L186 221L185 224L183 223L184 222ZM71 222H73L72 223L73 226H72ZM257 222L259 224H257ZM52 223H54V224H52ZM234 223L236 224V226H235ZM84 224L86 226H84ZM87 224H89L90 226L87 225ZM151 224L153 225V222H151ZM151 224L148 223L149 230L147 229L146 231H151L152 230L154 225L151 228ZM232 224H234V226ZM40 225H42V226H40ZM131 226H133L134 230H131V228H132ZM136 226L137 227L140 226V227L137 228ZM167 226H169V227H167ZM156 227H157V225H156ZM210 227L211 226L208 225L207 227H204L202 229L200 228L201 235L204 236V238L206 240H211V239L215 238V237L211 238L212 235H214V233L211 232ZM46 228H47L48 231L51 230L50 232L47 233L48 235L45 232V231H47ZM246 228H248V230ZM261 228H263V229H261ZM189 229L187 231L191 232ZM234 229H235L236 233L234 232ZM245 229L247 230L246 231L247 233L244 234L245 238H241L243 236V232H241V231L245 230ZM249 229H250V231H249ZM207 230L208 231L210 230V231L208 232ZM238 230H240V233H237ZM255 230H256V232H255ZM210 234H211V237H209ZM238 235H241V237L239 236L241 238L239 240H238V238H236V236L238 237ZM135 236H136V238H135ZM162 236H163V234H162ZM162 238L163 237L159 236V239H161V242H160V240H158V242H159V244L161 243L160 245L163 246V249H164V244H165V243H163V241L166 242L168 247H170V245H172L174 243V242H168L167 238H166V240H164V238L163 239ZM223 238L226 239V240L223 241ZM205 239H204V241H206ZM231 239L234 240V241H231ZM136 240H137V242H135ZM179 240L177 241V239H176L178 244H180V242H181ZM138 241H140V242H138ZM228 241L229 242L231 241V242L229 243ZM47 242H50V243H47ZM221 242H223V244L224 243L225 244L223 245ZM44 243H46V244H44ZM168 243H169V245H168ZM228 243L230 245H228ZM167 246H166L165 249H167ZM230 246L233 249H231V248H228L229 250L225 249V248L230 247ZM251 246H252V244H251ZM141 247H142V249H140ZM184 248H187V246L184 247ZM26 249H28V250H26ZM200 249H201V247L198 249V246H196L195 250H194L195 253L199 255L200 253H198V250H200ZM82 250H85V251L83 252ZM254 250L257 252V254H255L256 252H254ZM194 251H193V253H194ZM138 252H140L141 254H139ZM144 252H145V254H144ZM83 253H85V255ZM193 253L192 254L190 253L191 259L188 260L189 263L187 261L186 264H190V262H191V264H198V263L200 264V262H199L200 259L197 260V257L194 256L195 253L194 254ZM249 253H251V255H249ZM79 254H81V255H79ZM150 254L154 255V256L151 257ZM230 254H231V252H230ZM230 254H228V255H230ZM139 255L141 256V258H140ZM145 255H147V256L145 257ZM87 257L88 258L90 257L91 259L90 260L85 259ZM93 257H94V259H93ZM192 257H194V258L192 259ZM246 258H247V260H246ZM84 260H86V262H84Z\"/></svg>","mask_w":264,"mask_h":264}]
</instances>
